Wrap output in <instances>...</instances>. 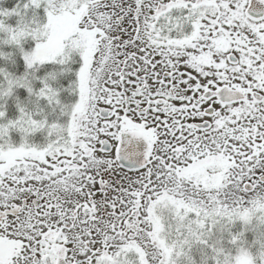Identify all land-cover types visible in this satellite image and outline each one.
<instances>
[{"label":"snow or ice","instance_id":"6c2138e0","mask_svg":"<svg viewBox=\"0 0 264 264\" xmlns=\"http://www.w3.org/2000/svg\"><path fill=\"white\" fill-rule=\"evenodd\" d=\"M0 264H264V0H0Z\"/></svg>","mask_w":264,"mask_h":264},{"label":"trees","instance_id":"16d2710c","mask_svg":"<svg viewBox=\"0 0 264 264\" xmlns=\"http://www.w3.org/2000/svg\"><path fill=\"white\" fill-rule=\"evenodd\" d=\"M8 2V6L11 7L12 3L14 2V0H7Z\"/></svg>","mask_w":264,"mask_h":264}]
</instances>
